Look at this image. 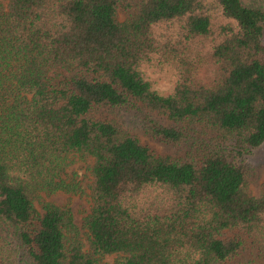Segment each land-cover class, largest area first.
<instances>
[{
  "label": "trees",
  "instance_id": "1",
  "mask_svg": "<svg viewBox=\"0 0 264 264\" xmlns=\"http://www.w3.org/2000/svg\"><path fill=\"white\" fill-rule=\"evenodd\" d=\"M212 2L215 28L203 0H0V264L6 240L24 264H230L248 238L264 259L248 163L264 144V7ZM144 68L172 72V90ZM115 109L181 151L156 153ZM74 154L93 158L86 243L69 208L34 206L82 192Z\"/></svg>",
  "mask_w": 264,
  "mask_h": 264
},
{
  "label": "rangeland",
  "instance_id": "2",
  "mask_svg": "<svg viewBox=\"0 0 264 264\" xmlns=\"http://www.w3.org/2000/svg\"><path fill=\"white\" fill-rule=\"evenodd\" d=\"M245 4L261 5L264 7V0H241ZM204 9L210 13L214 28L226 20L221 17L217 7L212 0H203ZM126 11L120 8L118 12L119 20L125 17ZM205 46L209 45V39L201 43ZM263 44H264V30H263ZM144 75L151 80L153 88L161 94H168L174 85L175 75L168 70H159L153 68H144ZM151 118L166 123L165 118L158 113L150 110H144ZM139 114V116H138ZM103 115L112 116L122 125V128L127 130L138 137L140 142L156 153H178L181 147L172 143H166L161 139L152 137L144 128L143 114L135 112V110L115 109L112 111H104ZM73 162L67 168L66 172L70 175L73 174L74 178L80 183L82 192L78 194H70L58 191L54 194L40 193L34 200V206L39 211H42L41 203L43 201H52L61 207H67L71 210L75 224L80 228V233L83 236V218L90 212L92 202L90 198L91 186L93 184V176L90 172V166L93 164V158L87 157L86 159L79 158L76 154L72 156ZM249 163V188L254 196H259L264 189V144L253 151L248 159ZM145 195L152 196L151 190H146ZM84 243L86 239L83 236ZM6 240L7 243L3 245L2 253L4 257V264H24L21 262L20 256L23 257V249H19L16 240ZM4 244V242H3ZM116 255H105L102 258L103 264H111L115 260ZM230 264H264V259L259 257L258 246L253 240L247 239L242 253L236 260L230 261Z\"/></svg>",
  "mask_w": 264,
  "mask_h": 264
}]
</instances>
